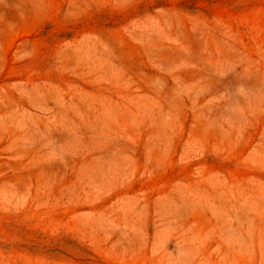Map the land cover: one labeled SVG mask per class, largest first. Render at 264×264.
<instances>
[{
    "label": "rangeland",
    "instance_id": "rangeland-1",
    "mask_svg": "<svg viewBox=\"0 0 264 264\" xmlns=\"http://www.w3.org/2000/svg\"><path fill=\"white\" fill-rule=\"evenodd\" d=\"M0 264H264V0H0Z\"/></svg>",
    "mask_w": 264,
    "mask_h": 264
}]
</instances>
